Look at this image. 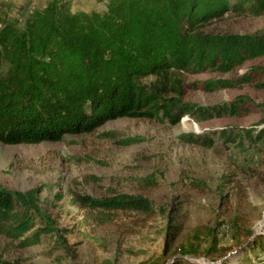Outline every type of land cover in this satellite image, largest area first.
Segmentation results:
<instances>
[{
	"label": "trees",
	"instance_id": "1",
	"mask_svg": "<svg viewBox=\"0 0 264 264\" xmlns=\"http://www.w3.org/2000/svg\"><path fill=\"white\" fill-rule=\"evenodd\" d=\"M105 1L104 12L73 11L70 0H53L45 8L33 10L23 23L9 13L0 17L1 144L60 142L67 135L91 134L124 118L164 117L176 124L188 115L202 123L250 113L252 100L243 96L210 108L183 103V99L189 90L216 92L249 86L264 90V67H254L233 81L186 82L187 75L227 74L264 57V30L244 35L204 31L208 24L231 13L264 16V0ZM150 75L154 80L144 82ZM182 138L200 142L194 135ZM220 139L226 146L257 148L264 164V127L223 129ZM143 182L157 184L154 178ZM192 185L206 188L199 181ZM40 193L39 188L21 192L0 187V238L30 248L58 233L39 206ZM79 201L99 211L105 222L120 213H136L144 220L158 215L153 202L141 196L79 197ZM37 218L45 227L34 230ZM219 228L193 229L179 246L180 255L200 257L204 236L211 239L204 256L219 253ZM134 229L131 226L129 231ZM251 234L246 229L245 236ZM236 242L241 245L240 239ZM256 249L264 251V244L244 251L238 264H264V256ZM0 264L11 263L0 257Z\"/></svg>",
	"mask_w": 264,
	"mask_h": 264
},
{
	"label": "rangeland",
	"instance_id": "2",
	"mask_svg": "<svg viewBox=\"0 0 264 264\" xmlns=\"http://www.w3.org/2000/svg\"><path fill=\"white\" fill-rule=\"evenodd\" d=\"M51 1L0 0V17L9 13L23 23L33 10L43 9ZM70 1L73 11L106 9L105 0ZM261 30L264 16L234 13L204 29L214 35ZM254 67H264V57L227 74L187 75L186 82L233 81ZM240 96L252 100L250 113L241 117L199 123L186 115L176 124L164 117L124 118L108 122L91 134L67 135L60 142L0 143V187L21 192L39 188V206L58 230L30 248L0 238V257L11 264H198L202 262L182 257L179 246L193 229L220 225V252L204 256L211 245V239L204 236L200 258L216 262L243 247L229 260L238 264L244 251L264 244L263 154L249 144L226 146L220 131L255 125L263 128L264 90L255 86L216 92L189 90L183 99V103L210 108ZM186 135H194L200 142L184 140ZM130 140L136 142L126 143ZM259 145L262 147L263 141ZM148 178H154L157 184L146 185L143 181ZM194 181L205 183L206 188L193 186ZM119 194L151 200L158 215L144 220L136 213H120L105 222L99 211L79 201V197L102 199ZM35 225L34 230L45 227V222L37 218ZM259 225L263 228L257 233ZM131 226L136 230L130 232ZM246 229L252 231L250 238L245 236ZM237 239L240 246H236ZM256 250L264 256V251Z\"/></svg>",
	"mask_w": 264,
	"mask_h": 264
},
{
	"label": "water",
	"instance_id": "3",
	"mask_svg": "<svg viewBox=\"0 0 264 264\" xmlns=\"http://www.w3.org/2000/svg\"><path fill=\"white\" fill-rule=\"evenodd\" d=\"M255 236H256V235H254V237H255ZM254 237H252V238H254ZM252 240H253V239H250L249 242L252 241ZM241 250H243V247L237 249L235 252L230 253L227 257H225V258H223V259H220L219 261H216V262L210 261V260L207 259V258H200V257H194V256H185V258H187V259H191V260H194V261H201L203 264H221V263L224 262V261H228V260H230V258H231L232 256L237 255ZM198 263H199V262H198Z\"/></svg>",
	"mask_w": 264,
	"mask_h": 264
},
{
	"label": "clouds",
	"instance_id": "4",
	"mask_svg": "<svg viewBox=\"0 0 264 264\" xmlns=\"http://www.w3.org/2000/svg\"><path fill=\"white\" fill-rule=\"evenodd\" d=\"M105 11H106V9H104ZM144 79V82H150V81H152L153 79H154V77L153 76H147V77H145V78H143Z\"/></svg>",
	"mask_w": 264,
	"mask_h": 264
},
{
	"label": "bare ground",
	"instance_id": "5",
	"mask_svg": "<svg viewBox=\"0 0 264 264\" xmlns=\"http://www.w3.org/2000/svg\"><path fill=\"white\" fill-rule=\"evenodd\" d=\"M262 228H263V225H259V226H257V227H256V232H257V233L261 232Z\"/></svg>",
	"mask_w": 264,
	"mask_h": 264
},
{
	"label": "crops",
	"instance_id": "6",
	"mask_svg": "<svg viewBox=\"0 0 264 264\" xmlns=\"http://www.w3.org/2000/svg\"><path fill=\"white\" fill-rule=\"evenodd\" d=\"M105 4H106V1H105Z\"/></svg>",
	"mask_w": 264,
	"mask_h": 264
}]
</instances>
